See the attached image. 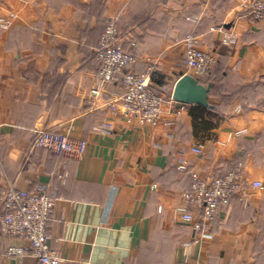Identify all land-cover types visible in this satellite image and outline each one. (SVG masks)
Here are the masks:
<instances>
[{
  "label": "crops",
  "instance_id": "1",
  "mask_svg": "<svg viewBox=\"0 0 264 264\" xmlns=\"http://www.w3.org/2000/svg\"><path fill=\"white\" fill-rule=\"evenodd\" d=\"M243 2L0 0L14 14L9 28L0 27V184L27 191L47 184L55 192L49 244L65 264H264V20H247ZM112 15L122 46L135 45L134 70L152 65L167 84L193 75L183 63L187 34L215 52L220 94L209 102L221 119L202 122L196 105L176 115L178 102L167 101L158 126H134L120 111L91 104L95 50ZM220 25L238 34L233 47L211 29ZM120 91L112 84L102 96ZM105 122L111 129L94 128ZM43 127L84 139L82 157L34 146V130ZM237 130L245 132L227 140ZM238 164L240 192L214 219L200 216L206 231L194 230L180 218L191 172L219 176ZM9 247L22 253L8 254ZM0 264L38 262L26 238L0 234Z\"/></svg>",
  "mask_w": 264,
  "mask_h": 264
},
{
  "label": "built area",
  "instance_id": "2",
  "mask_svg": "<svg viewBox=\"0 0 264 264\" xmlns=\"http://www.w3.org/2000/svg\"><path fill=\"white\" fill-rule=\"evenodd\" d=\"M242 8L244 17L255 22L264 20V0H244ZM13 13H5L0 6V27L7 29L12 25ZM212 30L221 32V44L233 47L238 41V34L226 29L223 25L215 26ZM183 42L185 55L183 63L196 77L210 72L217 57L215 52L204 50L197 44L196 36L187 34ZM134 43L131 48H124L119 41L117 17H107L98 45L96 57L99 61L97 71V85L91 90L93 100L91 104L100 103L111 114L120 111L124 118L134 126H158L164 117V104L173 102L171 94L166 95L152 81L154 66H147L137 72L133 66L138 59ZM119 84L121 91L109 98L102 96L109 85ZM188 104L178 103L174 114L179 115L186 110ZM111 123L105 122L94 126L96 130L111 129ZM245 130H237L228 134L227 140L243 134ZM34 145L43 147L54 154L64 156L65 159L81 158L86 149L84 139L72 138L69 134L52 128H36L34 130ZM191 150L199 154L200 145H194ZM180 165V168H183ZM191 187L183 193V207L180 218L190 224L198 232L207 229V220L215 218L220 208L230 205L234 197L242 188L241 165L238 164L219 176L201 177L191 172ZM65 162L60 164L57 177L66 178ZM252 187L262 188L260 181L251 183ZM57 196L47 185H39L35 190L27 191L17 188L9 180L0 184V234L10 237H23L29 242L30 254L36 258L38 264H65V258L54 248L50 247L48 227L50 215ZM8 254H20L22 249L9 247Z\"/></svg>",
  "mask_w": 264,
  "mask_h": 264
},
{
  "label": "water",
  "instance_id": "3",
  "mask_svg": "<svg viewBox=\"0 0 264 264\" xmlns=\"http://www.w3.org/2000/svg\"><path fill=\"white\" fill-rule=\"evenodd\" d=\"M209 91V85H204L198 77L185 73L174 82L171 97L178 103L211 108Z\"/></svg>",
  "mask_w": 264,
  "mask_h": 264
},
{
  "label": "trees",
  "instance_id": "4",
  "mask_svg": "<svg viewBox=\"0 0 264 264\" xmlns=\"http://www.w3.org/2000/svg\"><path fill=\"white\" fill-rule=\"evenodd\" d=\"M95 53H96V51H95ZM218 62H219V59L216 61V63L214 64L213 68L210 70L209 73H207L204 76L199 77V80L204 85H209L210 86V91H209V95L210 96L211 95H219L220 94V91L217 89V87H215V85L218 83V81L221 79V76H222V68L218 65ZM98 68H99V65H98ZM151 78H152L153 83L158 88H160L162 90V87H164V88L166 87V92L165 93H167V90H168V93L170 92L171 83L167 84L165 82V78H164L163 75L153 72ZM224 102L227 103L228 101L224 99ZM211 105H212L211 108L203 107L201 105H196L195 106V111H194L195 118H200L202 120V122L206 121L205 117L208 116V115H214L218 119L219 118L221 119V117H219L218 114H217L219 112L218 111L219 110V106L216 105V104H212V103H211ZM34 141H35V137L33 139V145H34ZM58 156H61V155H58Z\"/></svg>",
  "mask_w": 264,
  "mask_h": 264
},
{
  "label": "rangeland",
  "instance_id": "5",
  "mask_svg": "<svg viewBox=\"0 0 264 264\" xmlns=\"http://www.w3.org/2000/svg\"><path fill=\"white\" fill-rule=\"evenodd\" d=\"M117 29H118V24H117ZM118 33H119V30H118ZM119 38H120V35H119ZM122 45V44H121ZM125 48V47H124ZM213 68V67H212ZM172 86H173V83L171 84V87H170V89H172ZM170 93H171V90H170V92L168 93V90H167V95L169 94L170 95ZM166 94V93H165ZM168 95V96H169Z\"/></svg>",
  "mask_w": 264,
  "mask_h": 264
}]
</instances>
